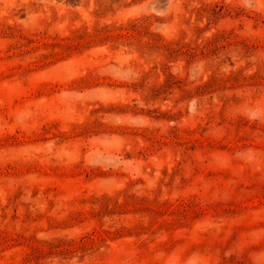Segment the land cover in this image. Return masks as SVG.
<instances>
[{"label":"rangeland","instance_id":"obj_1","mask_svg":"<svg viewBox=\"0 0 264 264\" xmlns=\"http://www.w3.org/2000/svg\"><path fill=\"white\" fill-rule=\"evenodd\" d=\"M0 264H264V0H0Z\"/></svg>","mask_w":264,"mask_h":264}]
</instances>
